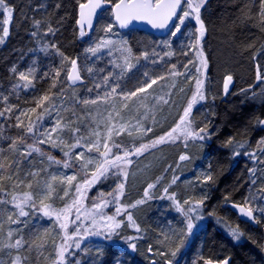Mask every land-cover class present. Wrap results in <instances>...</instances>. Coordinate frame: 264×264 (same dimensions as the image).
<instances>
[{
  "label": "trees",
  "instance_id": "obj_1",
  "mask_svg": "<svg viewBox=\"0 0 264 264\" xmlns=\"http://www.w3.org/2000/svg\"><path fill=\"white\" fill-rule=\"evenodd\" d=\"M85 1L82 0V2ZM5 2L13 9V18L10 24V35L6 38V42L0 45V111H3L8 106L14 107L12 113H5L3 117H0V126L3 129L2 135H0V138H2L0 139V150H2L0 159L7 157L10 160L13 158V153L8 151V145L21 132L20 129L14 126L16 124L15 116L19 115L22 110L35 107V100L40 96L49 94L54 98V103L57 105V109L52 111L50 116H46L45 121H43L46 123L48 121L54 122L57 111H59L60 115L66 118L76 119L78 117V126H80L79 124L84 126L86 123L85 118L88 117L90 118L89 120L93 119L95 122L101 121L103 118L99 117L101 119H95L92 112L96 113V110L102 112L104 108H102V98H100L102 94H98L99 91L95 92V85L88 81L84 73L81 75L85 81L84 84L70 86L67 83L66 73L70 66L69 61H63V70L58 78L60 82L57 83V87L52 88L51 85L55 77L54 70L61 68L63 57L58 55L56 49L53 48H48L46 52L41 50L42 46L47 43L49 45L55 44L59 51L64 56H67L69 60H79L80 57L87 55L85 50L89 46L79 36V30L76 25L79 8L78 0H5ZM105 2L112 5L116 1L111 0L109 2V0H106ZM57 4L60 5L59 8L56 7ZM258 9L259 0H207V4L201 11L202 19L207 27L206 35L202 40V49L209 62L207 69L208 84L206 88L207 106L204 108L206 114L199 117L200 120H196V115H199L198 110H194L191 118L195 122L196 129L203 127L205 124L209 125L208 132L211 133L210 138H206L198 146H195L194 152L197 154L201 153L199 157H202V161L205 162L206 174L210 173L213 176V180L206 181L203 189H195L194 186L192 188L194 183L188 182L191 180V176L187 178L184 177V173L182 175H179L178 172L176 173L175 159L171 151L165 154L166 161H168L166 165L164 164L166 162L159 165V162L151 160L146 166V168L162 167V170L158 174L156 173L154 176H151V180L155 179L157 181V177H163V179H160L161 181H164V178H166L171 182L173 177H177L176 182L171 184V189L178 194L177 197L181 200H195L198 197L200 199L205 196L207 197L201 206L203 207L202 221L204 224L197 233V242L193 243L194 248H198L199 251L197 264H203V259H200L201 257L212 261L230 258V264H264V250H262L264 248V227L258 224L257 228H253L239 221L226 207L228 203L243 204L247 197L246 190L250 183L248 169L256 166L249 160L250 157L248 158V156L243 154L234 156L233 153L237 150L236 143L227 145L226 142L229 138H234L235 142H245V148L239 149L243 153L244 151L252 152L256 150L257 142L261 138H264V131L256 123L257 120L264 119V95L261 94L264 85L256 80L257 66L260 65L264 69V31H261L255 22L246 21L242 15L246 14L249 10L254 14ZM108 11H110V8L101 12L95 29L99 26L103 19L102 17ZM34 20L43 21L39 28L38 37L31 35L32 31L37 30L33 26ZM49 23L56 29L54 35L44 34ZM110 24L113 25L112 33L118 37L123 35L124 41L128 42V46L131 47L134 55H139L141 49L149 53L155 50L159 53V56H152V58L154 60L156 58L158 62H166L168 56H165L164 53L169 51L166 47L163 49L159 48L158 42L171 39L172 49L177 53L179 52V48L181 49L189 44V40L187 42L183 34L174 38H171L169 35L166 38L158 39L152 35L136 31L118 32L111 19ZM0 34H2V29H0ZM180 43L182 44L179 45ZM249 45L253 47H249ZM193 50L188 48L186 52ZM254 55L257 56L255 60L253 59ZM160 57L163 58L160 59ZM133 62L135 63V61ZM139 63L141 66L145 64L150 65L151 60L141 58ZM13 67L17 69V72H26L30 67L35 68L36 79L34 80V87L27 90L22 87L14 90V85L17 83L22 85L24 82L19 81L18 76L11 71ZM98 67L103 68L101 62H98ZM113 71H117L116 74H118L117 69L109 70L108 68L104 72L95 71L96 83H101L102 77L108 72ZM45 72H49L50 75L45 77ZM226 75L233 77V83L229 92L224 95L221 82ZM111 82L115 83L116 81L113 80ZM123 84L125 82H121V89L123 88ZM250 86L251 90L247 93L241 92V89H249ZM61 88L64 89L63 92H61ZM89 88L93 90L89 92ZM101 89L103 88L101 87ZM121 89H118V91ZM104 90L107 91L108 89ZM252 90L257 93L255 97L252 95ZM174 91H178V89L175 90V87H171L169 97L170 93ZM158 95L164 97L162 91H158ZM5 96L8 97L7 101L3 99ZM98 96L99 99H97ZM209 98H211L210 101H208ZM83 99H96L97 103L84 105L80 103ZM136 100V98L133 100V105H131L132 101H129L130 108L124 111L126 114L133 113L129 115L130 117L144 111V108L139 107L138 104L140 105L145 102L139 103ZM173 103L175 102L173 101ZM165 105L161 108L151 109L148 119L143 121L146 127L153 129L152 135L158 136L163 131H168L171 128V126H165L167 124L165 123V118L174 109L171 110L168 103ZM73 112H75L74 117L72 116ZM179 112L180 110L173 116L172 121L174 123ZM28 115L35 118L36 114L29 113ZM153 116L155 117V122L152 120ZM21 119L25 124L27 123V117H21ZM132 123L135 124V120H132ZM163 123L164 125L161 126ZM147 139L148 137H145L141 141H133L121 138L116 139V141L124 147H130L133 144L137 146L142 142L148 141L149 139ZM28 142L30 143L31 141L29 140ZM41 147L47 152L46 146ZM51 154L55 153L51 152ZM57 157L59 156L57 155ZM59 166L55 164L49 166L48 162L43 161L42 163L41 160L32 156L27 160L21 159L19 171L15 167L10 170H0V175L4 177L0 181V188L4 189V191H0V201H8L6 204L0 203V216L1 214L2 216L8 215L9 211H6L3 206L4 204L7 207L9 206L15 213L13 218L17 219L18 217L20 221L14 225L15 231L19 235L15 239L22 237L28 243L35 241L36 245H39L41 241L45 242L43 248L35 246L29 248L28 244H25L21 249H9L5 264H10L12 259L10 255L12 254L21 257V264L53 263L55 255L53 242L59 237L57 221L54 217H45L42 213L34 212L30 207H26L25 211L32 213L31 215L19 217L11 200L12 196L17 193L37 191L38 187L42 188L43 181H50L51 175L65 176L64 173L73 175L65 168ZM41 168H46L47 171L41 172L39 177L33 179L30 176H25V173ZM165 169L167 172H164ZM9 175H12V179L8 178ZM17 178L24 180L25 183L19 187H14L17 183ZM30 180L33 184L32 189L27 187V183ZM37 181L40 182L39 185H37ZM59 186L60 188L55 187L56 192L52 200L53 206L57 209L63 208L66 202H71L69 197H66L64 200L58 198V196H63V189L68 187L67 183H60ZM186 186L187 189L185 190ZM159 187L158 183L156 188ZM183 187L184 190H182ZM73 190L74 187L70 189V196L73 194ZM142 190L143 188L133 192L127 191L125 197L121 199L122 203L128 204L142 198L143 196L140 194ZM225 197L228 199L225 200ZM40 199L41 197H36L37 207H40ZM62 202L64 203L62 204ZM137 209L139 211L135 215V221L141 229L139 233L136 229L133 230L132 227L127 226L128 221L126 216L121 215L117 217V219H123L124 223L122 226H126L128 229L121 236L136 238L133 241L136 244L134 251L117 241L116 247L123 249V251H118L117 255H119L122 264H152L151 258L148 255L150 253L148 249L151 245L153 249L152 253L156 252L159 254L160 251L168 253L167 257H159L160 264H164L166 258L170 259L169 254L172 246L162 245L158 242L163 240L162 234L166 233L165 227L159 225L158 222L162 221L166 223L168 221L164 220V215H160V218L157 217L154 213L155 208L151 204H147V200L144 204L137 206ZM4 211L7 214H3ZM115 211L116 204L112 205L105 212V215H113ZM129 211L132 212V209H129ZM9 216H12V214H9ZM83 222L86 225V221ZM12 223L8 219V229L13 225ZM233 224L238 225L244 233L242 242L235 243L226 235L225 230L227 226H232ZM4 227L2 226V229H0L1 251L4 250V245L15 240L14 238H4V232L6 234L9 232L7 227L5 228L6 230ZM74 228L75 225H72L70 231L74 230ZM100 243L101 245L97 247L91 246L87 248L89 243L82 241L83 249H88V252L80 253L79 249L78 251L73 250L74 255L69 257V260H71L72 264H76V261H79V264H112L113 257L109 251L110 244H106L105 241ZM96 249L103 250V254H97ZM189 251L187 250L185 253L191 257V254L189 255L188 253ZM1 257L4 258V255ZM179 264H184V262L179 261Z\"/></svg>",
  "mask_w": 264,
  "mask_h": 264
},
{
  "label": "snow or ice",
  "instance_id": "obj_2",
  "mask_svg": "<svg viewBox=\"0 0 264 264\" xmlns=\"http://www.w3.org/2000/svg\"><path fill=\"white\" fill-rule=\"evenodd\" d=\"M103 0H78L79 3V18L76 20V24L79 27V36L81 38L88 35V32L85 31V28L91 29L93 27V19L97 13V10L101 8ZM111 2V0H109ZM207 4V0H116L113 3L112 14L115 18L116 23L120 28H126L131 25L134 21H143L151 25L154 29L160 30H169L170 37L174 38L178 34L183 33V27L190 18L195 20V31L190 32L189 35V44L186 46L190 50L194 49L196 53L195 59L198 63L194 64L193 60H189L187 64L184 65L185 72H180L176 65L173 64L168 73L171 77L185 76L187 74L188 79L195 80V87L192 92L191 97L188 99L186 106L184 107L183 114L180 116L179 121L163 135L151 139L148 142H142L138 146L133 144L130 147H124L118 143L114 137L119 136L123 132H127L129 136H133V133H138L141 137L146 135L149 132H152L151 127H146L143 123L149 117V112L151 108L156 107L152 105L151 108L147 103H141L139 107L144 108L145 111L138 113L137 115L125 118L123 115L125 110L130 108L129 101H132L133 98L140 99L141 101L146 100L149 95L148 89H151L154 84L157 83V80H164V76H159L156 78H150L143 82L142 86L136 87L134 91H123L121 89V84L119 81L132 69L136 68L139 60L142 58L144 60H149L150 56H159L155 50L151 53L145 51L140 54V56H135L131 47L128 46L127 41H116L110 37H101L98 42H95L93 46L88 47L85 51L91 54V57L96 59L100 58L99 54H102L103 50H107V55L111 57L113 51H118L120 56L118 59L109 60V64L112 65L114 69H118V74L113 72H108L102 77V83H96L95 88L100 89L102 85L110 91L104 92V98L108 99L111 97H118L122 103L119 108L115 104L112 105V111L108 113L104 127L106 133L101 137V133L96 130L90 132L91 137L95 139L86 138L82 132L81 128L78 126L76 119L66 118L60 115V112L57 111L56 119L50 127H44L43 121H45L46 116H50L52 111L57 109V105L54 103V98L49 94H44L35 100V107H31L25 110L20 111L19 115L15 116L16 124L14 125L17 129H20L21 132L18 136L11 140V143L8 145V151L13 153V158L0 159V170H10L15 167L18 171L20 169L21 159L27 160L32 157L33 153L40 155L41 157H46L49 163V166L52 164L62 165L64 168L73 167L72 157H75L76 161H80L79 169L76 174L67 175V176H56L51 175V179L43 181V188L37 189V191H27L22 193H17L12 196L11 203L13 207L17 210L19 217H27L32 213L25 211L26 207H30L34 212L42 213L45 217H54L58 223L60 232L62 233V242L56 244L53 242L55 248V261L53 264H72L69 257L74 255L73 249H79L84 252H88V249H82V241L86 237L96 236L102 237L105 241L110 243L109 251L112 253V264H122L118 251H123L122 248H117V238L127 244L129 249L133 251L136 249V244L133 242L135 237H122L121 229L124 223L123 219H117L118 216L124 215L127 218L128 226L134 227L139 233L141 231L139 225L136 224L133 214L129 209H134L139 205H142L146 202L147 199L155 198L152 195L151 190L155 189L159 183L160 178L157 177L155 183L147 184V187L144 188L143 197L137 199L136 201L128 204H124L121 201V197L124 195L125 183L122 181L116 185L112 191L104 193H99L98 200L99 202H93L91 209H86L82 203L83 199L86 197L89 189L93 188L96 184L103 182L104 179L108 178L112 169H117L119 174L122 175L125 179L128 176V166L133 164V157H141L145 152L149 151L152 148L157 147L158 145L168 143L169 141L175 142L178 138H183L184 141L188 140H199L203 141L206 138H210L211 133L208 132V124H205L203 127L198 129L193 128V120L191 118V113L194 105L199 101H203L207 98L205 92V79L204 71L209 66L207 57L204 54V51L201 47V42L206 35L207 27L202 19L201 11L204 6ZM57 8L60 7L59 4L56 5ZM244 19L249 22H255L256 26L260 28L261 31H264V0H259V9L256 13H252L249 10L246 14H242ZM0 16H2V23H0V29H2V34H0V45H3L6 42V38L10 35V24L13 18V9L9 7L5 0H0ZM43 21L34 20L33 26L37 29L32 31L31 35L33 37L39 36V28ZM113 25L109 24L104 28L105 33H111ZM56 29H54L49 23L45 35L55 34ZM163 46L168 48L169 51L165 52L164 55L172 57L178 53L172 49L171 39L164 40L162 42ZM249 47H253L249 45ZM48 48L56 49L57 54L63 57L62 65L60 69H56L55 77L53 78L52 88L57 87L58 78L61 75L63 70V61H69L71 67L67 70V82L71 85H75L77 82H82L81 69L78 64L77 59H71L67 56H64L62 52L56 47L55 44L45 43L41 50L47 51ZM181 53L185 56L188 55V52L181 50ZM163 57H160L162 59ZM253 59H257V56L254 55ZM135 61V63L133 62ZM151 63H158V60H152ZM189 65H194L196 67V75L193 77L191 74H188ZM13 73L18 76L19 81L24 83L21 85L17 83L13 86L14 90L18 88H23L25 90L34 87V80L36 79V69L30 67L26 72H17V69L13 67L11 69ZM88 73L92 74L94 72L93 67L87 68ZM100 72H104V69H99ZM49 72H45L44 76H49ZM145 77L149 76L148 72L144 73ZM43 78V77H41ZM116 81L111 83V81ZM233 77L231 75H226L224 78V92L228 93L229 84L232 83ZM256 80L264 85V69L260 65L257 66ZM175 80L172 82V87H175ZM93 89L89 88L88 91L91 92ZM251 90L241 89L242 93H247ZM64 89L61 88V92ZM181 92L184 91L183 88L180 89ZM262 95H264V89H262ZM252 95L255 97L257 93L252 90ZM7 101L8 97L3 98ZM99 99V96L97 97ZM157 105L161 102L167 104L168 101L164 99L163 96L155 97ZM80 103L84 105L96 104V99H83ZM14 106H8L3 111H0V117H3L5 113H12ZM39 110V111H38ZM29 113H35V118L29 116ZM72 116H75V112L72 113ZM21 117H27V123L25 124ZM115 118V122H114ZM132 120H135V124L132 123ZM153 122H155V117H152ZM257 124L264 126V119H259L256 121ZM2 126H0V135H2ZM67 136V139L65 138ZM135 139V138H134ZM31 141L30 143L28 141ZM236 143L237 150L234 151V156H239L241 154L250 157L253 161L264 164V160L258 159V152L256 150L249 152L244 151L241 153L239 149L245 148V142H235L234 138H229L226 142L227 145H233ZM44 144H49L51 147H60L63 152V159H57L50 153H46L41 147ZM187 146V145H186ZM101 147L103 151H101ZM77 148H86L87 152L95 151L98 153V157L89 158L86 156V152H73V149ZM117 149L116 152H113V149ZM257 148L259 152L264 153V138H261L257 142ZM67 149V150H65ZM2 153V150H0ZM187 155H180L179 160L185 161L188 160ZM43 163V161H41ZM46 168H41L39 170L30 171L25 173L26 177H32L35 179L41 175V172H46ZM249 173L255 177L256 172L258 171L255 168H249ZM90 173V174H89ZM82 174L81 180H77V176ZM115 174V173H112ZM9 179H12V175H9ZM4 177L0 175V181ZM177 177H173L171 183L176 182ZM205 181H212L213 176L209 173L204 177ZM51 181H60L61 183H67L68 187L63 189V196H58L59 199L64 200L66 197H69L71 202H66L63 208L57 209L53 206L52 200L53 195L56 192L55 186ZM76 181L75 184L73 182ZM25 181L17 178V183L14 187H19L24 184ZM37 181V185H39ZM252 183L255 184L256 180L253 179ZM29 189L33 188V184L30 181L27 183ZM75 188V194L70 196V189ZM0 191H4L3 188H0ZM260 191L264 193V188H261ZM164 196L161 198L170 199L177 212H179L184 217L185 227L179 229L178 231L170 229L169 232L163 233V240L158 241L162 245L172 246L170 252L171 259L166 258L164 264H179V255L184 248H186L190 243V238L196 234V230L200 227L197 221L202 220L203 216L199 213V208L203 205L204 199L207 197L195 201L194 204H190L189 200H184L181 204L177 199L175 193H169V188L164 187L163 189ZM39 196L40 207H37L36 197ZM228 198L225 197V200ZM45 200H48V203H45ZM0 203H8L7 200L0 201ZM116 204V211L113 215H105L104 209L109 206V204ZM245 205L251 204V200L245 199ZM187 205V207H185ZM234 208L238 207L240 213L243 216L248 217L249 220L260 223L261 221L257 219L254 215L255 211L264 212V208H255V207H244L242 205L233 204ZM75 209V218L65 220L71 216L72 210ZM211 215V214H210ZM83 220H88L90 223L85 225ZM8 219L13 223H19L18 219H13L12 216H9ZM75 225L74 230L69 231V225ZM229 230V235L233 240L239 241L244 233L239 229L238 226L231 227L227 226ZM59 235V233H58ZM8 237L11 239L13 237L12 231L8 232ZM44 241H41L39 245H36L35 241L28 243L22 237L15 239L14 242H10L4 245V248L7 249H21L25 244H28L29 248L37 247L43 248ZM264 250V248H262ZM97 254H103V250L96 249ZM149 252H152V246H149ZM159 255L162 257H167L168 253L160 251ZM203 259V264H214L210 259ZM2 264V262H0ZM10 264H21V257L19 255L13 257L10 261ZM76 264H79V261H76ZM193 264H196V261H193ZM218 264H230V258H225L223 261H219Z\"/></svg>",
  "mask_w": 264,
  "mask_h": 264
},
{
  "label": "rangeland",
  "instance_id": "obj_3",
  "mask_svg": "<svg viewBox=\"0 0 264 264\" xmlns=\"http://www.w3.org/2000/svg\"><path fill=\"white\" fill-rule=\"evenodd\" d=\"M102 18L103 19H102L101 23L95 29V31L90 33V34H88V35H86L85 37H83V40L86 42V44H88L89 47L93 46L94 43L98 42L101 37H110L111 39L116 40V41H122V40L124 41L123 35L118 37V36H116V34H113L112 32L111 33H105L104 32V28L108 24H110V19L112 20L111 12L108 11ZM2 19H3L2 16H0V23H2ZM195 27H196V25H195V20L194 19L190 18L188 21H186V24L183 27V33L182 34L185 37V39L187 40V42L189 40V35L188 34L190 32H194L195 31ZM184 42H185V40H184ZM181 44L182 43H180L179 45H181ZM158 45H159V48H161V49L164 48L162 42H158ZM201 47H202V42H201ZM181 50L186 52V50H188V48L187 47H183L181 49L179 48L178 54L174 55L172 57H168L166 59V62L162 61V62H158V63H155V64L150 63V65H146L145 64V65H142V66L140 65V63H138L136 68L132 69L130 72H128L126 74L127 75L126 77L124 76V78H122L123 81L122 80L119 81L120 84H121V82H125V84H123V88L121 90H123V91H134L136 89V87L142 86L144 81L149 80L150 78H156V77H159V76H164L165 77L164 80H157V83L154 84L151 89H148L149 95L147 96L146 100H143V101L145 103H147L150 106V108H151L152 105H156V107L151 108V109H156L157 107L161 108V107L166 106L162 102L159 105H157V102H154L155 97L156 96L159 97L158 91H162V93L164 94L165 99L168 101L169 108L171 110L174 109L171 112V114L166 115L167 118H165L166 119L165 123H167L165 126L167 127V125H168V126H171V128L176 124L177 121H179L180 116L183 114L184 107L186 106V104L188 102V99L191 97L192 92H193L194 87H195V80L194 79H188L187 78V74L185 76H179V77H171V76L168 75V73H169V71L171 69V66L173 64H175L177 69L180 72L183 73V72H185L184 65L187 64L189 60H193L194 64L198 63V61L195 59V57H196L195 50L187 51L188 52L187 56L183 55L181 53ZM143 52H145V51L141 49L139 51V55L136 54L135 56H140V54L143 53ZM88 55H90V56H88ZM99 55H100V58L96 59L94 57H91L90 53H87V55H85L83 57H80L79 60H78V64H79L80 69H81V75L84 73L85 77L88 79V81H90L91 84L93 83V85L96 84V81H95L96 75H95L94 72L95 71H99V69H101V67L97 68L98 62H101L102 67H103L102 69H104V71L108 70V68H109V70L114 69L112 67V65L109 64V60L118 59L119 56H120V53L118 51L114 50L113 51V55L111 57H109L107 55V50H103L102 54H99ZM149 60L152 61L154 59L151 56L149 58ZM155 60H157V59L155 58ZM70 67H71V65L69 66V68ZM88 67H93L94 68V72L92 74L88 73V71H87ZM207 69L203 70L204 71V79L206 81V83H205V92L206 93H207L206 88H207V84H208ZM145 72L149 73L148 77L144 76ZM113 73L116 74L117 71L116 72L113 71ZM188 74H191V76H193V77L196 75V67L194 65H189ZM66 77H67V73H66ZM173 80H175V82H176L175 90L178 89V91H174L173 93H170V97H169V90L172 87ZM223 82H224V79H222V82H221L222 86H223ZM111 83H113V82H111ZM94 88H95V86H94ZM102 88L103 89H101V88L100 89H96L95 88V92L99 91L98 94H102L100 96V98H102L101 99L102 106H103L102 108H104L102 110V112H104V113H102L101 111L96 110V113L92 112V114H93L94 118L97 119V120L101 119V118H103V119L101 121L98 120L97 122H95L93 119L89 120L90 118L88 117V118H85L86 123L84 124V126L82 124H79L80 125L79 127H81V132L86 138L95 139V137H91L90 136V132L92 130L99 131L101 133V137L103 138V136L106 133V129L104 127V123L106 122V118L108 116V113L110 111H112V105L115 104L117 106V108H119L121 103H122V101L119 98H116V97L115 98L111 97V98L105 99L104 98V92H105L104 89H106V88H104L103 86H102ZM181 88L184 89L183 92L180 91ZM210 99L211 98H209L208 101H210ZM133 100H135V98H133ZM133 100H132L131 105H133V102H134ZM136 101H138L139 103L143 102L140 99H137ZM173 101L175 103H173ZM206 102L207 101L205 99L203 101H199L196 105H194V107L192 109V113L194 112V110L195 111L198 110V113H199V115H196V120H200L199 117H201L204 114H206V112L204 110V108L207 106ZM138 106H139V104H138ZM138 106H137V108H138ZM61 107H65V106H61ZM179 110H180L179 115H178V117H177V119H176V121L174 123L172 121L173 116H175V114H177ZM105 111L106 112L109 111V112L106 113ZM144 111H145V109H144ZM144 111H142V112H144ZM138 113H140V112H138ZM192 113H191V115H192ZM132 114H126L125 112L123 113V115H125V116L127 115L125 118H129L130 117L129 115H132ZM97 116H98V118H97ZM90 117H91V115H90ZM99 117H101V118H99ZM114 122H115V118H114ZM53 123L54 122H52V121H48V123L43 122V126L44 127H50ZM163 125H164V123L161 126H163ZM193 128L196 129L195 122H193ZM165 132H167V131L166 130L163 131L158 136L163 135ZM151 133L152 132H149L146 135H144L143 137H141L138 133H135V132L133 133V136H129L127 134V132H123L119 136H115L114 139L116 140V139H121L122 138V139L133 140V141L134 140H136V141L140 140L141 141V140L145 139V137L146 138L148 137L149 140H151V138L155 139L156 137H158V136L152 135ZM65 138L67 139V136ZM0 139H2V138H0ZM148 141H145V142H148ZM203 141H199V140L184 141L183 138H178L175 142L169 141L168 143H164V144L158 145L155 148L150 149L149 151L145 152L141 157H133L132 158L133 159V164L128 166V173L129 174H128L126 179L122 175L119 174V171L117 169H112L110 174L108 175L107 179H104L103 182L96 184L93 188L88 190L87 195L83 199L82 203L84 204L86 209H91L94 201L95 202H99V200H98L99 193H101V192L107 193V192L112 191L114 188H116V185L118 183L122 182V181L125 183V191H124V195L121 197V199H123L125 197V194H126L127 191L128 192L138 191L140 188H143V190L140 192V194L143 196L144 188L147 187V184L156 182L155 179L151 180V178H152L151 176H154L156 173L158 174V172H160V170H162L161 166H155L154 168H150V167L146 168V166L148 165L147 163L149 161H151V160H154L156 162H159L158 163L159 165L161 163L166 162V163H164L166 165L168 163V161H166L165 154H166V152L168 154L169 151H171V153L173 154L174 159H175V166H176V170H177L176 173L178 172L179 175H182L184 173V177H187V178H189L188 176H191V178H190L191 180H189L188 182L194 183V185H192V188L194 186L195 189H197V188L198 189H203L204 188V184L206 182L204 177L207 175L206 174V170H205V166H204L205 162L202 161V157L201 158L199 157V156H201L200 155L201 153L197 154L196 152H194L195 146H198V144H200ZM42 146H46V151H47L46 153H50L51 154V152H53V153H55V154H53L54 157H56L58 159L59 158L60 159L64 158L63 157V152L61 151L60 147H51L49 144H44ZM65 150H67V149H65ZM101 151H103L102 147H101ZM116 151H117V149L114 148L113 152H116ZM256 151L258 152V159L259 160H264V153L259 152L257 146H256ZM73 152L74 153L75 152H86V156L89 157V158L98 157V153L97 152H95V151L87 152L86 148L73 149ZM182 154L183 155H187L189 157V159L185 160V161H180L179 157ZM57 155L59 157H57ZM32 156H34L38 160H41V161H44V162H48L46 157H41L40 155H38L36 153H33ZM249 160H251V162H253L256 165V166H254L252 168L257 169L258 171L256 172L255 177H253L249 173V175H250V181L249 182L250 183H249L248 189L246 190V193H247V197L246 198L251 200V204L245 205L244 202H243V204L246 207L264 208V193H262L260 191L261 188H264V164L258 163L256 161H253L251 158H249ZM72 163H73V167L67 168V169L65 168V169L67 171H69L70 174H76L78 172V169H79L80 161H76L75 157L73 156L72 157ZM169 164H170V162H169ZM59 167L64 168L62 165H60ZM165 171L167 172L166 169L164 170V172ZM112 173H115V174H112ZM64 175L67 176V174H65V173H64ZM81 178H82V174L77 176V180L78 181L81 180ZM160 179H163V177L160 178ZM253 179L256 180L255 184L252 183ZM74 182L76 183V181H74ZM52 183L54 184V186L56 188H60L59 185H60L61 182L53 181ZM171 184L172 183L170 182V180H168L166 178H164V181L160 180L159 181V186L160 187L151 190L152 195L155 198L147 199V204H151V206H153L155 208L154 209V213L156 214V216L159 217L160 215H164V220L168 221L166 223H164L162 221L158 222L159 225L165 227L166 233L169 232L170 229L178 231L179 229H182V228L185 227V225H184V217L179 212L176 211L173 202L170 199L161 198V197H163L165 195L164 192H163L164 187H168L169 188V193H175L171 189ZM43 187H44V185L42 186V188ZM186 189H187V186L185 187V190ZM182 190H184V187L182 188ZM74 193H75V188L73 190V194L72 195H74ZM175 195H176V199L181 204H183L184 200H181L180 198H178L177 197L178 194L175 193ZM187 200H189V199H187ZM198 200H200L199 197H198V199H195V200L194 199L193 200H189V202H190V204H194L195 201H198ZM48 202H49L48 200H45V203H48ZM63 203L64 202H62V204ZM112 205H115V203L109 204V206L103 210L104 214L109 208L112 207ZM185 207H187V205H185ZM3 208H5L6 211H9L8 215H7L8 217H9V214H12V217H13V215L15 213L12 211V209L9 206L7 207V205L4 204ZM202 210H203V207H200L199 210H198L201 215H202ZM138 211H139V209H137V207L132 209V214L134 212V216H133L134 220H135V215L138 214ZM141 213H143V212H141ZM3 214H7V212L4 211ZM254 214L257 217V219H259L261 221L258 224L261 227H264V212L255 211ZM3 216H2V214L0 216V218H1L0 219V225H1V227L5 226L4 229L6 227L8 229V217L7 216L3 217ZM74 217H75V209L72 210L71 216L68 217L65 220V222H68V220H71ZM17 219H19V218L17 217ZM81 219L83 220V216L81 217ZM83 221H86V225H88L90 223V221H88V220H83ZM197 223L200 225V227L196 230V234L193 237L190 238L189 245L182 250V252L180 253V255L178 257L179 261H183L184 264H186V263L187 264H193V261H196V264H197V261H198L197 257H199V254H198L199 251H198V248H194L193 243L197 242V239H198V234L197 233L202 228V225L204 223H203L202 220L201 221L200 220L197 221ZM261 223H262V225H261ZM12 224L13 225L8 230L12 231V233H13V237L12 238L15 239V238H17L16 236H19V235H17L18 233L15 231L16 229H15L14 225L16 223H12ZM71 226L72 225L70 224L69 225V231H70ZM236 226H238V225L233 224L231 227H236ZM1 227H0V229H2ZM56 229H57V227H56ZM132 229L135 230L134 227H132ZM239 229L241 230L240 227H239ZM126 230H128L127 227L126 226H122L121 234H123ZM58 232H59V237L55 241V243L57 245L62 242V239H61L62 233L60 232V229H59ZM225 233L228 236V238L232 239V237L229 235L228 227L225 230ZM4 235H5L4 238L5 237L9 238L8 234H6L5 232H4ZM242 240H243V237L239 241H235V240H233V241L235 243H239V242H242ZM83 241L88 242L89 246L87 248H90L91 246L92 247H97L98 245H101L100 242H104L105 240L102 237L91 236V237H86ZM117 241L119 243H121V244L126 245V247H127V244L123 243L122 240L117 239ZM105 243L106 244H110L108 241H105ZM53 248H54V246H53ZM82 249H83V247H82ZM73 250L78 251V249H73ZM187 250H190L188 253H189V255L191 254V257L188 256L185 253ZM8 251H9V249H7V248H4V250H2V251L0 250V262H2V264H5V261H7L6 257H7V254H9ZM79 252L81 253V252H84V251L80 250ZM2 255H4V258L1 257ZM148 255L151 258L152 264H158V262L160 260L159 257H161V256H159V254H157L156 252L155 253L150 252V253H148ZM11 257L13 258L15 256L12 254V255H10V258ZM169 258L171 259L170 254H169ZM54 261H55V255H54L53 262ZM159 264H160V262H159Z\"/></svg>",
  "mask_w": 264,
  "mask_h": 264
},
{
  "label": "water",
  "instance_id": "obj_4",
  "mask_svg": "<svg viewBox=\"0 0 264 264\" xmlns=\"http://www.w3.org/2000/svg\"><path fill=\"white\" fill-rule=\"evenodd\" d=\"M104 1L102 2V6L100 9L97 10V13L93 19V27L91 29H88L87 27L85 28V31L88 32V33H91L94 28H95V24H96V21H97V18L98 16L100 15V13L105 9L107 8L108 6L106 4H104ZM86 2V1H85ZM113 7V5H112ZM112 7H111V14H112ZM79 18V9H78V15H77V19ZM112 21L113 23L115 24L117 30L121 31V32H124V31H130V30H136V31H139V32H143V33H147V34H152L156 37H160V38H163V37H166L170 31L169 30H160V29H154L151 27V25L147 24L146 22H143V21H134L131 25H129L128 27L126 28H120L119 25L116 23L115 21V18L112 14ZM77 25V24H76ZM77 29L80 31L79 27L77 26ZM178 36V35H177ZM69 84V83H68ZM84 84V80L82 79V82H77L75 85H71L69 84L70 86H79V85H82ZM232 83L229 84V89L231 87ZM225 93V92H224ZM226 94V93H225ZM260 129L262 131H264V126H261L260 125ZM233 204H237V205H242L244 206L243 204H238V203H228L227 204V208L237 216L238 220L241 221V222H244V223H247L251 226H253L254 228H257L258 224L249 220L248 217L246 216H243L241 213H240V210L238 207L234 208L232 205ZM245 207V206H244ZM214 264H218L219 261H213Z\"/></svg>",
  "mask_w": 264,
  "mask_h": 264
}]
</instances>
